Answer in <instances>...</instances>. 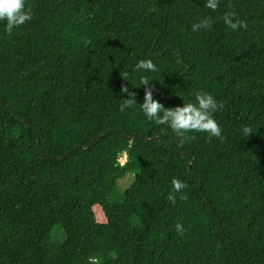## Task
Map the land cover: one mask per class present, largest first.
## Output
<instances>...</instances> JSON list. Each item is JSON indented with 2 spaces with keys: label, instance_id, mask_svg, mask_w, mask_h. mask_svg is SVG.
I'll use <instances>...</instances> for the list:
<instances>
[{
  "label": "trees",
  "instance_id": "16d2710c",
  "mask_svg": "<svg viewBox=\"0 0 264 264\" xmlns=\"http://www.w3.org/2000/svg\"><path fill=\"white\" fill-rule=\"evenodd\" d=\"M204 3L26 0L30 21H0V264H264V0ZM141 76L166 109L222 102L223 139L147 120Z\"/></svg>",
  "mask_w": 264,
  "mask_h": 264
},
{
  "label": "clouds",
  "instance_id": "9594fccd",
  "mask_svg": "<svg viewBox=\"0 0 264 264\" xmlns=\"http://www.w3.org/2000/svg\"><path fill=\"white\" fill-rule=\"evenodd\" d=\"M26 0H0V21H6L5 31L11 35L15 28L23 26L32 19L31 9H26ZM220 0H205L204 7L212 11L217 10ZM231 8V3L228 4ZM220 19L231 30L246 29L247 23L237 17L235 11H226ZM213 24L212 18L205 17L196 23H193L192 31L201 29L210 30ZM135 71L155 72L156 65L152 59H142L135 65ZM140 84L145 86L144 102L138 108L143 112L147 120L156 125L169 127L177 137L186 140L189 137L187 133H208L210 137L223 139L222 128L215 119V113L224 107L223 103H218L211 94L204 92L195 93V103H184L183 106L175 108H165L163 104L153 99V89L150 86V80L147 76L140 77ZM122 93L129 98L120 102V111L137 107L136 94L130 92L127 87L122 88ZM243 133L246 136L251 135V128L245 126ZM172 191L167 199L172 204H176V193L182 192L187 185L178 178L171 180ZM181 196V199H186ZM179 235H183L185 229L180 223L175 225ZM114 254V253H113ZM90 264H97V258H90Z\"/></svg>",
  "mask_w": 264,
  "mask_h": 264
},
{
  "label": "rangeland",
  "instance_id": "374dc122",
  "mask_svg": "<svg viewBox=\"0 0 264 264\" xmlns=\"http://www.w3.org/2000/svg\"><path fill=\"white\" fill-rule=\"evenodd\" d=\"M125 161H126V156H125V154H122L120 156V158H119V162L122 165V164L125 163ZM131 182H132V177L131 176L124 177L123 179H120L118 181V183H117L118 187L117 188H119L120 190H124L125 188H127L130 185ZM98 212H100V210L96 209L95 210L96 219H98L99 221H103V219L100 216H98V218H97Z\"/></svg>",
  "mask_w": 264,
  "mask_h": 264
},
{
  "label": "water",
  "instance_id": "95a60500",
  "mask_svg": "<svg viewBox=\"0 0 264 264\" xmlns=\"http://www.w3.org/2000/svg\"><path fill=\"white\" fill-rule=\"evenodd\" d=\"M104 136H105V135L96 136V137L93 139V141L88 145L87 149H89V148L91 147V145H92V143L94 142V140H97V139H99V138H103ZM134 137H138V135H137V134H134V135L130 136V137H129V140L131 141ZM154 139H155V138H154ZM146 140H148V139H146ZM37 147H38V144H37ZM75 149L83 150L82 147H76ZM75 149H74V150H75ZM66 156H67V155H64L63 158H65Z\"/></svg>",
  "mask_w": 264,
  "mask_h": 264
}]
</instances>
